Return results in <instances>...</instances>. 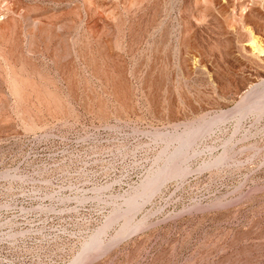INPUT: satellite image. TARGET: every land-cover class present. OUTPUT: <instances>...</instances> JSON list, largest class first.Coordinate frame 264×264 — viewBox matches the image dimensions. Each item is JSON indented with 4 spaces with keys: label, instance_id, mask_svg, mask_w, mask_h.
<instances>
[{
    "label": "rangeland",
    "instance_id": "374dc122",
    "mask_svg": "<svg viewBox=\"0 0 264 264\" xmlns=\"http://www.w3.org/2000/svg\"><path fill=\"white\" fill-rule=\"evenodd\" d=\"M252 35L264 0H0V198L26 195L9 177L60 175L17 165L44 131L74 136L65 177L84 185L1 209L0 264H264Z\"/></svg>",
    "mask_w": 264,
    "mask_h": 264
},
{
    "label": "built area",
    "instance_id": "2783aa9c",
    "mask_svg": "<svg viewBox=\"0 0 264 264\" xmlns=\"http://www.w3.org/2000/svg\"><path fill=\"white\" fill-rule=\"evenodd\" d=\"M20 146L17 149L19 156L22 157V161L17 165L26 167L25 162L42 160L45 157L54 158L53 164H44L41 167L55 171L60 175L53 177H31L27 174L25 176L19 175L17 178H10V183H16L18 188L24 190L26 195L22 200L18 201L20 206H16L13 198H0V210L10 209L9 204L14 205V208H30L27 207L28 202L31 201V197H36L39 201L38 208H53L54 201H67L72 195H75L78 190L84 188L80 182L67 179L66 174H75V170L70 168L73 163L76 162L74 157L79 152V144L74 141L72 134L66 133L61 130H51L38 132L32 135L24 136L20 139ZM20 167V166H17ZM9 170L8 172H11ZM31 194V195H30ZM23 196V195H22ZM49 202V203H47ZM7 259H0L2 262H6Z\"/></svg>",
    "mask_w": 264,
    "mask_h": 264
},
{
    "label": "bare ground",
    "instance_id": "6f19581e",
    "mask_svg": "<svg viewBox=\"0 0 264 264\" xmlns=\"http://www.w3.org/2000/svg\"><path fill=\"white\" fill-rule=\"evenodd\" d=\"M225 1V0H224ZM250 47H251V49L254 51V52H257V53H260V54H264V45H263V43L259 40V38H256L255 36H251V40H250ZM264 56V55H263ZM248 94L249 93H245L244 95H247L248 96ZM244 95H242L241 97H242V99L243 98H245V97H243ZM246 96V97H247ZM247 98H249V96L247 97ZM250 99V98H249ZM247 100V99H246ZM244 102H246L245 101V99L243 100ZM238 106V105H237ZM240 108V107H239ZM242 108V107H241ZM238 108L236 107V110H237ZM231 111V110H230ZM235 111V110H234ZM238 111H239V109H238ZM237 112V111H236ZM240 112V111H239ZM233 114V113H232ZM31 129V128H30ZM185 158V155L182 153V150H178V151H176L175 152V154H174V157H173V161L176 163L177 161H179V160H183ZM169 169V168H168ZM167 169V164H165L164 165V167H162V168H159L158 170H155V172L154 173H151L147 178H146V180L147 181H149V180H151V179H153V178H159V179H161V180H164V179H166V177H167V175H168V170ZM170 171V170H169ZM152 172V171H151ZM150 173V172H149ZM148 173V174H149ZM170 173V172H169ZM172 174V173H171ZM170 177H171V175H169ZM95 255V254H94ZM95 257V256H94ZM89 259V258H88Z\"/></svg>",
    "mask_w": 264,
    "mask_h": 264
}]
</instances>
